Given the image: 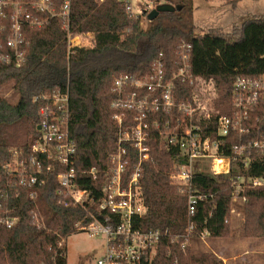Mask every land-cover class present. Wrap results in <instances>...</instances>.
<instances>
[{
    "label": "trees",
    "instance_id": "1",
    "mask_svg": "<svg viewBox=\"0 0 264 264\" xmlns=\"http://www.w3.org/2000/svg\"><path fill=\"white\" fill-rule=\"evenodd\" d=\"M163 1L156 8L171 5L175 11L161 13L144 29L141 19L129 14L123 2L72 0L69 32L90 36L87 45L72 49L68 47L69 32L60 18L31 10V18L46 20L42 27H31L30 19L20 17L25 64L17 68L14 62L0 60V87L13 83L19 94L16 104L0 97V264H68L67 256L55 255L53 247L76 233V224L85 217L81 207L60 203L55 174L38 175L36 185L28 187L20 185L10 171L29 158L32 145L40 137V104L35 97L52 95L69 80L70 133L76 144L74 167L78 173L96 168L100 175L116 149L118 137L111 110L116 98L115 77L130 73L144 76L161 54L171 75L178 68V47L183 43L190 45L191 73L216 81L220 107H228L232 85L238 78L264 75V18L248 19L230 32L210 29L196 34L186 20L185 0ZM61 3L55 0V12ZM230 3L236 8L238 0ZM1 23L5 32L0 39L5 41L11 33V8L5 9ZM176 89L182 92L177 102L191 92L179 81ZM151 135V157L141 175L148 212L139 219V225L179 235L188 226L186 195L170 184L172 153L158 147L153 130ZM250 173L264 176V161L256 163ZM77 184L88 190L95 185L88 176L81 177ZM98 184L102 187L101 178ZM193 186L212 197L197 208L192 238L199 239L203 233L210 238L228 237L233 197L230 182L222 176L196 173ZM31 192L36 193L35 199L30 197ZM246 198L241 206L245 236L264 238V188L247 190ZM6 216L19 221L8 229L2 223ZM63 252L67 254V247ZM206 262L204 255L192 254L190 247L184 252L177 243L164 240L150 264Z\"/></svg>",
    "mask_w": 264,
    "mask_h": 264
},
{
    "label": "built area",
    "instance_id": "2",
    "mask_svg": "<svg viewBox=\"0 0 264 264\" xmlns=\"http://www.w3.org/2000/svg\"><path fill=\"white\" fill-rule=\"evenodd\" d=\"M71 1L62 0L60 10L55 12V0H0V35L5 32L1 23L5 9L12 11L11 33L5 41L0 39V60L14 62L17 68L25 64L20 17L30 19L31 27L46 23L31 18V10L60 18L69 32ZM117 1L125 3L127 12L136 16L131 0ZM146 2L144 12L156 8L155 3ZM73 37L69 32V49L75 48ZM189 49L186 43L178 47V68L171 75L161 54L146 75L130 73L114 78L116 98L111 110L118 137L116 149L100 175L96 168L78 173L74 167L76 144L70 133L69 80L52 95L34 98L40 104V137L32 145L29 158L10 171L20 185L28 187L36 185L38 175H56L60 203L81 207L85 212L84 219L76 224L77 231L105 241L104 254L97 264H150L164 240L177 243L185 252L195 230L193 218L197 208L212 197L194 188L196 173L227 179L233 190L232 206L247 202V190L264 188V176L250 173L256 163L264 161V75L238 78L232 85L228 107H220L216 81L191 73ZM177 81L191 90L179 102L176 98L182 92L176 89ZM151 130L158 147L173 155L168 172L170 184L186 195L188 226L179 235L139 225V219L148 212L141 175L151 157ZM83 176L90 177L95 184L92 190L77 184ZM100 178L102 187L98 188ZM30 197L35 199L36 193L31 192ZM234 212L232 207L231 214ZM18 221L17 217L2 219L8 229ZM206 236L203 233L201 238ZM65 247L67 239L57 241L53 247L55 255L67 256L63 252Z\"/></svg>",
    "mask_w": 264,
    "mask_h": 264
},
{
    "label": "rangeland",
    "instance_id": "3",
    "mask_svg": "<svg viewBox=\"0 0 264 264\" xmlns=\"http://www.w3.org/2000/svg\"><path fill=\"white\" fill-rule=\"evenodd\" d=\"M148 0H131L132 12L141 16V25L148 27L145 11ZM158 4L163 0H150ZM231 0H185V14L188 24L194 26L196 34H204L210 29H222L230 32L232 28L241 25L244 21L259 17L264 18V0H238L233 8ZM75 47L85 46L89 43L90 36L73 35ZM0 97L10 103L16 104L19 94L14 89L13 83L0 87ZM243 205H234L235 212L230 218V234L224 238L204 237L193 239L190 243L191 253L204 255L205 264H264V238H249L245 236V220ZM104 239L90 237L85 232L77 231L67 240L68 264H97V260L104 254Z\"/></svg>",
    "mask_w": 264,
    "mask_h": 264
},
{
    "label": "water",
    "instance_id": "4",
    "mask_svg": "<svg viewBox=\"0 0 264 264\" xmlns=\"http://www.w3.org/2000/svg\"><path fill=\"white\" fill-rule=\"evenodd\" d=\"M178 10H181V7L177 8ZM175 8L171 5H161L158 8L154 9L153 11H151L149 13V15L147 16L148 21H154L161 13H171L174 12ZM38 130H40V127L38 126L37 128Z\"/></svg>",
    "mask_w": 264,
    "mask_h": 264
}]
</instances>
